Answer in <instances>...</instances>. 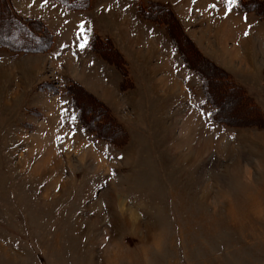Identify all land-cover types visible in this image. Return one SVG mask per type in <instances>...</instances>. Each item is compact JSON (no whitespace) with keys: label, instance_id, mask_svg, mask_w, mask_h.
<instances>
[{"label":"rangeland","instance_id":"obj_1","mask_svg":"<svg viewBox=\"0 0 264 264\" xmlns=\"http://www.w3.org/2000/svg\"><path fill=\"white\" fill-rule=\"evenodd\" d=\"M100 1L70 11L11 0L23 17L52 23L54 43L39 51L44 40L16 27L8 39L34 49L0 48V264H264V16L256 14L264 0L228 12L240 13L245 48L233 46L237 26L224 36L211 18L228 11L224 0L181 6L185 18L174 0H110L135 9L152 34L125 39V52L109 34L113 5L87 13ZM195 40L211 53L226 40L242 74L217 72ZM68 50L88 64L104 60L114 84L107 101L71 77L73 64L57 67ZM161 77L170 78L164 86ZM67 79L94 97L73 90L79 117ZM204 89L214 121L200 117L211 112Z\"/></svg>","mask_w":264,"mask_h":264},{"label":"crops","instance_id":"obj_2","mask_svg":"<svg viewBox=\"0 0 264 264\" xmlns=\"http://www.w3.org/2000/svg\"><path fill=\"white\" fill-rule=\"evenodd\" d=\"M174 2L176 4L175 10L179 14L178 16H180L179 18H183V17L185 18V14H183L182 11H185L186 9L184 10L181 6H185L184 8H187L188 10H190V3L192 4L193 0H174ZM107 4H112L113 5L112 7H114V9H115V14H116L115 15V17H116L115 22H116V24L112 25V29L110 30V33L106 32V31L105 32L109 33L111 35V37L115 39L116 46L118 47V49L121 52L127 51V48L124 47V44H123L125 39L128 41V43H131V42H134L133 41L134 38H139L140 34H142L141 35L142 37H148V38L151 37L152 34L150 35L149 30H147L148 33L146 32V25H142V24L138 25L140 23V21L136 17L137 11L135 9L128 8L131 10L129 12V10L126 9L125 5L118 3L116 1L111 2L110 0H102V2L100 1L98 4L96 3L94 6L92 5L93 8L91 10H89L87 13H89V12L91 13V12H94V11L102 9V8L107 9L106 7H104ZM177 5H180V6L177 7ZM205 6L207 7V5H204V7ZM61 13L62 12H60L59 14L62 16L64 13H62V14ZM73 13L75 14L76 12H72V14ZM87 13L86 12L85 13L80 12L77 14L80 15L81 18H83V17L87 18V16H86ZM235 13H236V11L230 15H227V16L221 15L222 17H219V15L218 16L214 15L211 18L213 21L215 20L214 22L218 21V23H216V24H218V26L222 25L221 30H222L224 36L230 30L229 26H231L232 28H233V26H235V27L237 26V28L240 30L238 31L237 36L234 38L233 46H235V44H237V45H242V47L245 48V46H246L245 43L247 41H249V39L244 36L246 27L240 26L238 21L233 20V14H235ZM236 14H240V13H236ZM44 23L48 27H50V28L52 27V23L47 21L46 19H45ZM138 34H139V36H138ZM53 36H54V33H53ZM196 42L200 46L199 48L202 50V52H204L206 54V56L209 57V59H211L216 65L223 67L225 69H229V70L231 68L232 70H230V71L233 74H239V73L242 74L240 71H236V69H234L235 66L232 67V65L230 63L231 60L233 62H235L238 58H236V59L235 58H229V56L227 54L229 52L234 53V47L228 49L226 47V45H227L226 40H223L222 42L219 41L218 45H219L220 50L218 49V51H217V49H216V51H213L212 53L207 48L204 47V44H203V46H201L198 41H196ZM245 50L246 51H244L242 53L240 51V55L245 57V59L247 61H250V55H251L250 53L251 52L247 49H245ZM68 52H66L65 54L63 53L64 55L60 56L61 61L59 60L57 67L60 66L61 64L64 65L66 63L73 64V69H74L73 75L72 76L67 75V77L71 76L73 79L77 80L79 83H81L89 91L95 93L103 101H107L108 100V98H107L108 93L107 92H110V93L112 92L114 84H113L112 76H111V74H109V71H111V70L107 69V67H106L107 65L105 64L104 60L100 57V59H101L100 61H96V62H93L92 64L91 63L88 64V62L86 60L82 61L80 58L76 57L73 53H70L69 50H68ZM213 53H215V55ZM136 54L138 57L140 56V55H138V53H136ZM227 60H230V61H227ZM171 72H170L169 76H170V78L171 77L175 78L174 82H176V84H177L178 82L176 81V77L174 76L175 74L173 75V72L172 73ZM170 78L166 79V78L161 77L160 83L162 82V86L166 85L167 80H169ZM174 82L171 81V83L173 85H174ZM154 83H155V80L151 78V80H149V83H148L150 89L151 88L154 89V87H153ZM184 90L186 92L185 95L188 98H190L191 97L190 90H188L186 88ZM109 99H110V97H109ZM203 110L200 112V114H201L200 117L203 118V114H205L206 118H208L207 109H205V113H203ZM209 122L210 121L207 119L208 124H209Z\"/></svg>","mask_w":264,"mask_h":264},{"label":"trees","instance_id":"obj_3","mask_svg":"<svg viewBox=\"0 0 264 264\" xmlns=\"http://www.w3.org/2000/svg\"><path fill=\"white\" fill-rule=\"evenodd\" d=\"M52 1H55L56 3L62 5L64 8H66L67 10H70V11H73V10L74 11H76V10L77 11H81V10L83 11V10L90 8L92 0H52ZM236 5L240 6L244 10L246 9V7H245L246 5H245L244 1H242V0H236ZM0 12L5 13L4 15H5L6 20H7L6 21V28L0 30V36H2V38L0 39V48H3L6 51H8L9 53L12 54V56L19 54L21 52L24 53L25 51L29 52V51H31V49H34L33 48L34 46H30L29 44L28 45L25 44L26 47H24L23 44H18L16 42L8 39V37H10V34L15 33L13 31V28H16V27L20 28L23 31H26V33H28L30 35V37H32L31 40L33 39V41L44 40V41L40 42V44H38V50L39 51H47L53 45V42H54L53 37L54 36H53V33L51 32V30L49 29V27L43 21H38V23H37L36 19H33L31 17H23L19 12H17V10L15 9L11 0H0ZM259 13L260 12H257L256 14L260 17L264 16L263 14L261 16V14H259ZM35 22L39 25V29L37 30L38 31L37 33H34V31L30 29L31 25H33V23H35ZM39 32L41 34H39ZM5 37H7V38H5ZM104 43H106V42H104ZM91 47H92V49L94 48L93 42L91 43ZM110 57H112V56H110ZM199 58L201 60L205 59L203 56H201ZM109 59H111V58H109ZM209 62H210L209 65L213 66V68H215L217 70V72H219V71L225 72L226 71V70L222 69L221 67H219L218 65H216L215 63L208 60L207 63H209ZM228 79L232 83V85H234L235 87L237 86L242 91L244 100L250 102L251 98L248 97L247 93H245L243 88L239 87L237 84H234L232 82V80L230 79V77H228ZM206 83H207V81L205 79H203L204 86L206 85ZM216 84L217 83L215 82V85ZM205 89H204V99H205L206 104H208L211 107V112L209 114V118L212 121H214L216 118V116L214 115L216 108L210 102V100L207 96V91ZM73 90H76V92L78 94L88 96L89 98L90 97L92 98L93 96L90 93L86 92L78 82H76L72 79H67L66 85H65V94H67L69 96V99H70L71 103L73 104V107L77 110V116L79 117L81 107L76 103V97H75ZM205 91H206V93H205ZM231 95H232V97H231ZM228 96H229V98L231 97L233 99H237V94L230 93ZM256 109L258 111V108H256ZM84 110H85V108H84ZM259 115H260V119L262 120L263 115L262 116H261V114H259ZM94 116H95V114H94ZM81 121H82V119H81ZM93 123L95 124L96 122L93 121Z\"/></svg>","mask_w":264,"mask_h":264},{"label":"snow or ice","instance_id":"obj_4","mask_svg":"<svg viewBox=\"0 0 264 264\" xmlns=\"http://www.w3.org/2000/svg\"><path fill=\"white\" fill-rule=\"evenodd\" d=\"M45 2H46V0H45ZM193 2L195 3V0H193ZM224 3H225L226 9L228 10V11H225L224 12V15L227 16L228 15V12L235 6L236 0H224ZM207 7L208 8H216L217 5L216 4H208ZM105 10H107V9H105ZM81 35H83V33H81ZM244 35L247 36L248 33L245 32ZM83 46H84L83 43L80 44V47H83Z\"/></svg>","mask_w":264,"mask_h":264}]
</instances>
